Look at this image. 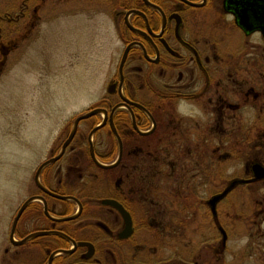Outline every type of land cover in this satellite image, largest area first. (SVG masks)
Listing matches in <instances>:
<instances>
[{"label": "flooded vegetation", "instance_id": "flooded-vegetation-1", "mask_svg": "<svg viewBox=\"0 0 264 264\" xmlns=\"http://www.w3.org/2000/svg\"><path fill=\"white\" fill-rule=\"evenodd\" d=\"M93 1L97 5L104 2L111 9L121 51L105 91L106 99L94 104L93 108L100 111L80 120L60 157L41 168L38 180L42 187L37 185L35 174L60 152L69 133L58 149H51L39 162L32 187L15 207L9 242L15 247L31 244L33 254H40L35 257L36 264H148L143 258L148 252H141L144 244L140 240L148 230V217L147 211L138 206L141 200L136 184L137 177L144 178V174L136 170V163L148 159L155 150L163 153L161 145L156 149L155 142H203L206 136H212L214 127L221 129L219 135L223 136L226 128L234 127L236 119L243 120L241 112L249 106L255 109V130H264V0ZM197 87L199 92L194 91ZM193 105L211 114L209 120L196 118ZM88 119L92 121L86 149L78 127ZM95 127L91 147L89 134ZM245 128L249 124L240 122L237 131ZM100 133L112 142L107 144L109 150L104 156L116 152L109 162L93 144ZM189 135L196 138L190 140ZM118 142L122 144L120 160L109 167L110 171L96 170L91 152L97 160L113 163L119 152ZM31 144L16 145L22 159L29 156L26 147ZM67 149L73 155L64 166ZM82 150L86 153V169L91 170L72 175L73 170H81ZM253 163L264 167L259 159ZM251 165L250 176L244 179L253 177ZM96 176L107 178L113 192L106 194L101 187L93 186L98 181ZM262 180L264 177L243 184ZM139 183L144 185L146 181ZM105 200L120 204L129 216V224L120 209ZM20 210L13 232L17 243H12V223ZM218 228L225 232L220 225ZM225 244L221 241L222 246ZM138 251L142 258L134 255ZM4 252L16 264L22 254L8 248ZM193 258V264H199ZM169 262L167 259L159 264Z\"/></svg>", "mask_w": 264, "mask_h": 264}, {"label": "rangeland", "instance_id": "rangeland-1", "mask_svg": "<svg viewBox=\"0 0 264 264\" xmlns=\"http://www.w3.org/2000/svg\"><path fill=\"white\" fill-rule=\"evenodd\" d=\"M101 3L0 0V20L4 19L0 22V264H16L5 248L22 251L17 264L37 263L35 257L40 254H33L31 244L15 247L9 242L15 207L32 187L36 166L51 149L60 147L74 118L107 97L121 43L111 22V9ZM246 109L241 112L243 120L236 119L233 128H226V120L223 136L219 135L221 129L214 127L212 136L203 142H178L184 152H172L164 145L163 153L154 151L136 163V170L144 174V178L137 177L136 184L141 200L138 206L148 217V230L140 239L144 244L141 252H148L143 254L148 264L167 259L171 264H193V256L199 264H264V180L236 184L218 202L216 219L207 204V199L232 179L249 177L254 159L264 164V130L258 133L251 122L248 129L237 131L240 122L246 123ZM91 121L84 120L78 127L86 149ZM193 137L196 135L187 136ZM91 138L94 141L95 137ZM224 138L231 141L224 142ZM22 142H32L26 147L29 156L25 159L16 152V145ZM111 143L101 133L93 142L101 156ZM82 151L81 170H73L72 175L91 170L86 169ZM72 155L67 149L64 166ZM115 155H105L104 161ZM185 158L186 165H179ZM144 179V185L139 183ZM96 180L99 182L93 186L106 194L113 192L107 178L96 176ZM184 189L191 196L184 197ZM218 225L226 232L224 246ZM243 236L248 242L238 248ZM141 252L134 255L142 258Z\"/></svg>", "mask_w": 264, "mask_h": 264}, {"label": "water", "instance_id": "water-1", "mask_svg": "<svg viewBox=\"0 0 264 264\" xmlns=\"http://www.w3.org/2000/svg\"><path fill=\"white\" fill-rule=\"evenodd\" d=\"M111 87H113V85H111ZM98 111H100L99 108H92V109L88 110L87 112L78 115V116L74 119L73 124H72V128H71V130H70V133H69V135L67 136V138L65 139V141L63 142L60 152H59L56 156H54V157L50 158L49 160H47L46 162H44V163L38 168V170H37V172H36V174H35V181H36V183H37V185H38L39 187H42V185L39 183V180H38V174H39L41 168H42L45 164H47V163H49V162H52V161H55V160H57V159L60 157V155L64 152V149L66 148L67 144L69 143V141H70L71 138L73 137V135H74V133H75V131H76V127H77V125H78V122H79L80 120H82V119H85V118H87V117H89V116H91V115L96 114ZM101 111L104 113V115L106 114V111H105L104 109H101ZM96 129H97V127L93 128V130H92V131L90 132V134H89V145H90V146L92 145V142H91V135L93 134V132H94ZM118 144H119V152H118V155H117V157H116V159H115V161H114L113 163L106 164V163L99 162V161L96 159V157L94 156V154L91 152V156H92L94 162H95L97 165H99V166H101V167H104V168H108V167H112V166H114V165L120 160L121 153H122V144H121V142H118ZM91 147H92V146H91ZM251 170H252L253 177H252L250 180H247V179H233V180H231V181L229 182V184H228V185H227L222 191H220V192H218V193H216V194H213L210 198L207 199V204L209 205V207H210V209H211L212 214H213L214 217H216V205H217V203L227 195V193L230 191V189H231L234 185H236L237 183H247V182L252 181V180H254V179H261V178L264 177V167H263L261 164H259V163H253V164L251 165ZM104 202H110V203L115 204V205L120 209V211L122 212L124 218L126 219L127 223L129 224V216H128V214L126 213V211L121 207L120 204H117V203H115V202H113V201H108V200H105ZM20 213H21V210H20V211L18 212V214L15 216V218H14V220H13V223H12V228H11V232H10V240H11L12 243H17V242H15V240H14V238H13V232H14L15 223H16V221H17V219H18ZM220 230H221V232H222V242L225 243V242H226V233H225L221 228H220ZM39 233H41V232L30 234V235H28L27 237H25V240L28 239V238H30V237H32V236H34V235H37V234H39ZM23 241H24V240L20 241L19 243H21V242H23ZM49 264H50V262H49Z\"/></svg>", "mask_w": 264, "mask_h": 264}, {"label": "clouds", "instance_id": "clouds-1", "mask_svg": "<svg viewBox=\"0 0 264 264\" xmlns=\"http://www.w3.org/2000/svg\"><path fill=\"white\" fill-rule=\"evenodd\" d=\"M195 92H199L200 91V87H197L194 89ZM246 113H248L249 115L246 116V123H251L253 122L254 120V113H255V109L251 108L250 106L246 109ZM194 116L196 118H198L201 122H206L209 120L210 118V115L211 114H205L203 109L197 105H193V113ZM192 114H189V115H192ZM181 115H185L184 113H181ZM193 139H195V137H193ZM239 167H242V165H238ZM234 169H229V171H232ZM248 242V238L247 236H243L239 239L238 241V244H237V247H243L245 244H247ZM227 260L228 261H231L232 260V256L229 255L227 257Z\"/></svg>", "mask_w": 264, "mask_h": 264}, {"label": "trees", "instance_id": "trees-1", "mask_svg": "<svg viewBox=\"0 0 264 264\" xmlns=\"http://www.w3.org/2000/svg\"><path fill=\"white\" fill-rule=\"evenodd\" d=\"M153 143V142H152ZM155 145H156V149L159 147V145H161L160 146V148L162 149V151L164 152V148H162V146H164V145H166L165 147L166 148H168L170 151L172 150V152L174 151V152H176V153H178V151L179 152H184V149L182 148L181 150L179 149V146H178V142H162V143H158V142H155ZM183 145V144H182ZM176 149H177V151H176ZM156 152H158L159 151V149L158 150H155ZM160 152V151H159ZM176 158V155H174L173 154V159H175ZM188 159V161L190 162L191 161V158H187ZM186 162H187V160H186V158H185V160L183 159L181 162H179L180 164L179 165H181L182 163H184V165H186ZM95 167L99 170V171H110V169L111 168H102V167H99V166H97V165H95ZM192 185L193 186H195V184H194V181L192 182ZM196 187V186H195ZM182 193H183V195H184V197H188V196H191V193L190 192H187V189H184L183 191H182ZM223 201V200H222Z\"/></svg>", "mask_w": 264, "mask_h": 264}]
</instances>
